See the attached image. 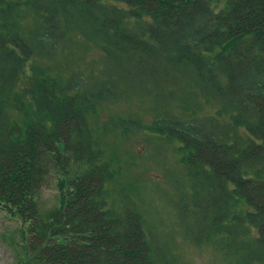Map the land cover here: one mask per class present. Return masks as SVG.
I'll list each match as a JSON object with an SVG mask.
<instances>
[{"label":"trees","instance_id":"1","mask_svg":"<svg viewBox=\"0 0 264 264\" xmlns=\"http://www.w3.org/2000/svg\"><path fill=\"white\" fill-rule=\"evenodd\" d=\"M132 102L150 125L90 127ZM215 103L213 117L174 114ZM104 125L177 140L176 215L205 217L181 237L264 264V0H0V211L20 224L21 264L173 263L134 187L117 189L127 165L100 144Z\"/></svg>","mask_w":264,"mask_h":264},{"label":"rangeland","instance_id":"2","mask_svg":"<svg viewBox=\"0 0 264 264\" xmlns=\"http://www.w3.org/2000/svg\"><path fill=\"white\" fill-rule=\"evenodd\" d=\"M98 55L96 51L90 54L91 57ZM148 106V103L140 105L138 102L101 106L98 108V117L90 119L89 124L95 133L99 124L108 121L110 117L132 116L142 124L150 125L155 118L143 110ZM219 108L220 106L215 103L202 105L193 116L181 114L180 110H174V114L186 121L191 118L213 117ZM106 129L110 132L111 127L104 125L103 132ZM100 144L111 146L121 164L127 165V168H124L125 174L115 183L117 189L134 187V190L131 189V199L134 204L139 205L138 211L143 219L149 220L150 232L154 235L160 230H166L160 232L159 238L163 246L168 248L172 264H240L239 253L234 254L230 247H225V251H222L212 243L195 245L192 241L181 237L186 234H196L205 217L201 214L196 215L190 210H187L186 214L176 215L178 201L187 192L189 179L180 163L177 148L181 144L177 140L159 137L149 132L124 135L121 131L115 130L103 136ZM110 151L108 149L109 153ZM206 186V183H203L192 188L201 189L203 192ZM123 190L119 192L120 196ZM189 199L186 196L183 200L189 201ZM40 201L43 208L56 203L53 181L42 190ZM201 201L206 202L204 199ZM161 222L163 226L159 225ZM19 225L18 221L0 211V264H21ZM204 225L206 227V222ZM167 233L174 238H170Z\"/></svg>","mask_w":264,"mask_h":264}]
</instances>
